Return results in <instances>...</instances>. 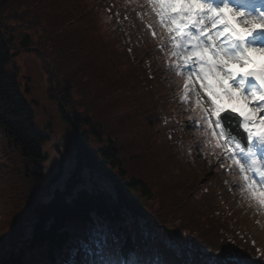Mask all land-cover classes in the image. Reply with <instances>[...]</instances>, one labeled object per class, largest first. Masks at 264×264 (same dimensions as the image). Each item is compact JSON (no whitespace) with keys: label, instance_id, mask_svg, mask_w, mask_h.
<instances>
[{"label":"trees","instance_id":"16d2710c","mask_svg":"<svg viewBox=\"0 0 264 264\" xmlns=\"http://www.w3.org/2000/svg\"><path fill=\"white\" fill-rule=\"evenodd\" d=\"M27 1L0 0V134L17 145L24 163L47 158L49 136L36 127L22 85L7 71L16 41L3 23L8 13L28 23L22 45H34L47 62L49 94L72 129L77 168L49 200L51 189L37 186L43 168L23 175L30 181L25 194H16L13 177L0 182V238L16 236L21 217L29 233L0 248V264H194L199 253L222 248L239 253L244 264L262 263L264 207L234 186L209 143H196L200 159L193 164L175 126L164 125L157 111L164 104L168 113L173 98L187 108L184 79L169 73L157 48L143 65L134 60L142 57L140 46H155L152 40L148 46L137 41L129 52L126 32L148 36L144 1L31 0V12ZM148 69L157 70L156 77ZM8 164L14 162L4 149L1 169ZM209 165L208 181L199 183ZM87 181L92 186L83 185Z\"/></svg>","mask_w":264,"mask_h":264},{"label":"snow or ice","instance_id":"6c2138e0","mask_svg":"<svg viewBox=\"0 0 264 264\" xmlns=\"http://www.w3.org/2000/svg\"><path fill=\"white\" fill-rule=\"evenodd\" d=\"M157 9L156 16L160 23L167 25L170 34L173 56L183 57L185 65H191L200 88L210 105V115L214 120L206 122L205 135L215 137L219 130L225 159L238 170L251 196L264 207V190L256 191L257 180L264 188V116L257 120V115L264 112V60L261 63L253 59V54L264 58V0H148ZM239 5V6H237ZM258 34V35H254ZM251 66L250 71H236ZM198 69V72L195 71ZM241 76L242 79H237ZM249 79L255 84H248ZM248 95H243L244 90ZM187 88V85H185ZM239 90L243 100L242 108L231 107L232 113H238L242 121L238 122L235 134L227 127L230 117L221 118L229 111L222 104L224 97L237 99ZM250 101L258 102L254 109H248ZM209 115L205 112V116ZM242 129V132L240 131ZM246 133V136L243 135ZM232 144L233 148L228 145ZM76 145L71 139L61 153L71 163ZM55 159V157H54ZM220 167H224L221 163ZM28 225L24 217L20 218V230L16 236L12 233L0 238V248L9 243H18L29 238ZM170 240L172 238H169ZM155 244L156 241H152ZM199 253L194 264H244L239 253L231 248L217 249L211 256Z\"/></svg>","mask_w":264,"mask_h":264},{"label":"rangeland","instance_id":"374dc122","mask_svg":"<svg viewBox=\"0 0 264 264\" xmlns=\"http://www.w3.org/2000/svg\"><path fill=\"white\" fill-rule=\"evenodd\" d=\"M3 23L6 24L10 29H12L13 34H15L16 41L11 42V51L13 52V60L17 63L9 64L7 70L9 73L16 74V79L18 82L22 83V88L26 87L24 84L27 81V78H31L29 82V88L32 89L33 95L29 96V101L32 103L34 97H36L40 102L36 105H33L35 108L37 126L39 129L44 130L46 133H49L51 136L48 139L46 151L50 154V157L47 160H37L35 163L23 162L22 154H19L18 147L15 143H9L7 139L4 138V134H0V151L6 150L10 154L11 163L14 162V165L8 164L7 167L0 169V181L12 178V183L15 184L14 187L16 189V194H25L24 186L29 183L28 178H24L23 175L30 174H39L41 171L37 170L38 167H41L45 171V177L37 183L38 185H43L47 187L46 191H49L51 188L48 186V182L53 181V179L59 174L60 162L64 164V177L60 179L58 183L55 184L57 188H63L64 184L67 182L72 169L75 167L77 163H75V152L74 159L71 163H69L65 157L61 155L62 152L65 151L66 143L72 137V129L70 125L61 118L59 114L58 107V98H53L48 90H49V73H47L48 65L43 59L37 54V50H34V45H22V36L28 35V32H31L28 27L27 22H16V19L12 16V14H3L2 16ZM37 38V36L35 37ZM33 41V39H31ZM58 148L60 150L59 154L56 150ZM55 157V159H54ZM13 172V173H12ZM88 170L84 169L82 174H85L88 180H91L89 177ZM97 181L96 178H94ZM27 181V182H26ZM107 185V182L104 184ZM7 194L12 195L6 187L3 186ZM53 193L50 192L49 194ZM48 194V197H49Z\"/></svg>","mask_w":264,"mask_h":264},{"label":"water","instance_id":"95a60500","mask_svg":"<svg viewBox=\"0 0 264 264\" xmlns=\"http://www.w3.org/2000/svg\"><path fill=\"white\" fill-rule=\"evenodd\" d=\"M26 92H30V90L29 89H26Z\"/></svg>","mask_w":264,"mask_h":264}]
</instances>
